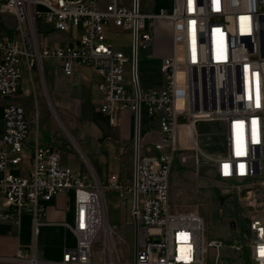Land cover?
I'll return each instance as SVG.
<instances>
[{
  "label": "built area",
  "instance_id": "built-area-1",
  "mask_svg": "<svg viewBox=\"0 0 264 264\" xmlns=\"http://www.w3.org/2000/svg\"><path fill=\"white\" fill-rule=\"evenodd\" d=\"M0 13L16 19L11 33L0 31V197L15 209L1 217L19 223L29 212L37 230L52 199L73 189L70 229L77 237L61 260H43L34 247H20L15 256L0 257V264H95L92 246L105 233L106 191L119 192L123 201L131 198L137 249L129 264H264V0H173L170 11L156 14L142 13L140 0H0ZM38 20L60 32H79L68 44L43 47ZM158 21L170 28L172 52L162 59L164 82L143 90L138 46L154 42ZM118 30L132 37L130 57L108 43V34ZM45 59L57 60L67 77L90 68L100 78L98 111L113 125L121 112L134 113L130 179L111 174L103 183L92 173L76 174L58 150L42 144L33 149L28 176L12 171L26 160L31 132L24 107L12 97L23 61L41 71ZM143 107L158 125L154 139L142 136ZM199 122L223 123L225 153L201 149ZM189 159L208 162L218 179L238 189L247 214L241 223L230 222V239L206 237L198 213L173 207L171 173L176 161Z\"/></svg>",
  "mask_w": 264,
  "mask_h": 264
},
{
  "label": "rangeland",
  "instance_id": "rangeland-1",
  "mask_svg": "<svg viewBox=\"0 0 264 264\" xmlns=\"http://www.w3.org/2000/svg\"><path fill=\"white\" fill-rule=\"evenodd\" d=\"M173 0H140L142 13H157L159 6H163L168 11L172 8ZM43 21L38 20L39 28L41 29ZM155 40L148 47L138 46V79L143 90L155 88L164 82V76L161 73V63L165 56H169L172 52V39L170 36V28L166 21H158L155 30ZM79 32L78 28H73L66 36L75 37ZM55 40L54 35L44 33L42 30L39 33V42L41 46L49 45ZM68 41H62V44H67ZM108 43L113 45L115 50L123 52L130 57L133 51L132 37L130 33L125 31H114L108 34ZM129 63L127 68H129ZM81 79L83 82L100 79L93 72L86 68L81 71ZM22 80V79H21ZM41 89V95L38 97L30 96V98L20 97L21 104L24 107L30 121H35V129L52 128L56 129L61 135L66 132L70 137L68 141L73 146V151H63L62 159L75 172L90 171L95 175L91 165L86 163L82 157V151L78 148L77 143L74 146L72 133L68 131L63 121L73 130V134L78 142L82 145L86 152L87 159L92 164L98 173L100 180L107 183V177L112 172L125 171V167L131 168L132 161L126 153L125 144L120 148V155L111 154L109 150L104 149L100 155H92L88 149L91 143V138L98 135V130L101 129L106 136L111 134L110 123L102 113H96L93 109L90 111V119L77 121L84 129L85 137L81 136L77 131H74L65 113L61 111L62 119L58 114V110L49 102L46 86ZM47 96V97H46ZM96 97V95H95ZM143 117L141 123L142 136L150 133V139L157 136L158 125L154 126L146 117V109L143 107ZM3 115V108L0 104V118ZM108 117V116H107ZM59 121H58V120ZM32 124V122H31ZM97 128V129H96ZM198 133V143L201 149L211 155L223 154L226 151L225 127L221 122H199L196 125ZM96 130V131H95ZM65 133V135H66ZM73 142H72V141ZM187 154H192V150H187ZM22 167H25L22 165ZM90 168V169H89ZM15 172V168H12ZM171 184V202L175 209L185 211L193 210L198 213L205 224V234L208 238L230 239L233 235L229 229L231 221L236 220L242 222L247 209L244 202L240 200L238 189L231 183L221 181L214 173L212 165L208 162H201L200 165L189 159L186 164L176 161L170 177ZM117 194V193H116ZM118 195V194H117ZM113 194H106L109 207L108 218L111 222L105 223V233L101 232L94 240L92 250L94 254L95 264H129L134 260V245L132 232L128 226L124 224L123 217L126 212L129 213L131 206L130 197L126 200L123 210H113L111 200ZM116 196V195H115ZM116 200H118L116 196ZM107 212V209H106ZM107 218V217H106ZM124 222V223H123ZM107 225V227H106ZM110 246H109V244Z\"/></svg>",
  "mask_w": 264,
  "mask_h": 264
},
{
  "label": "crops",
  "instance_id": "crops-1",
  "mask_svg": "<svg viewBox=\"0 0 264 264\" xmlns=\"http://www.w3.org/2000/svg\"><path fill=\"white\" fill-rule=\"evenodd\" d=\"M141 7V6H140ZM167 10L163 6H159L160 10ZM168 11V10H167ZM158 13V12H157ZM144 14H156L146 12ZM16 26V19L10 13H0V31L11 33ZM39 28V25H38ZM41 30L44 33H50L54 35L55 40L49 45L62 44V41H68L70 43L71 36H66L69 33H64L55 30L52 25L42 23L41 29L39 28V33ZM68 44V43H67ZM45 47V46H43ZM168 56V55H167ZM166 57V56H165ZM164 58V57H163ZM85 69V68H83ZM79 70L73 76L67 77L57 60L45 59L42 63V69L33 68L29 69L26 66V62L23 61L22 66V80L20 82L19 88L16 94L12 97V100L21 104L20 97L30 98V96L38 97L41 95V89L49 91L48 99L49 102H53L58 110V114L62 119V114L68 118L74 131H77L82 137H85L84 129L81 124L77 121H84L90 119V111L93 109L96 113L98 111V106L101 100V92L97 89L98 80H90L89 82H83L81 79V71ZM93 72L90 68H86ZM95 75V74H94ZM97 76V75H96ZM96 95V97H95ZM47 97V96H46ZM101 114V113H100ZM103 115V114H102ZM108 115L104 114V117L109 120L111 134L106 136L105 133L99 129L98 135H94L91 138V143L88 151L92 155H100L101 152L106 149L109 150L111 154L116 156L120 155V148L123 144L126 147V153L129 155V159L132 161V167H125V171L112 172V174H117L121 178L130 179L133 174V159H134V136H135V116L129 110L123 111L118 115L117 124L113 125L110 122ZM29 118V117H28ZM32 117L29 118V120ZM58 120V119H57ZM59 121V120H58ZM63 121V119H62ZM31 132L25 142L24 151L26 155V160L18 167L15 168V174L21 176H28L29 172L33 166V149L36 144L47 145L58 150L60 154L63 151H73L72 144L68 141L69 137L65 130H63L62 135L52 128H40L35 129V121H30ZM64 125L67 127L68 131L72 133L73 144L82 151V157L85 159L86 163L91 165L95 176L100 180L97 171L94 166L89 163L87 155L82 145L78 142L73 134V130L63 121ZM154 126V125H153ZM97 129V128H96ZM96 131V130H95ZM3 134V119L0 118V137ZM70 138V137H69ZM77 149V147H76ZM62 158V154H61ZM62 163L69 166L68 163ZM24 165L25 167H22ZM70 167V166H69ZM90 169V168H89ZM75 172V171H74ZM76 174H86L91 173L89 170L82 172H75ZM1 176V174H0ZM109 177V176H108ZM107 177V179H108ZM101 181V180H100ZM107 182V181H106ZM112 193L113 199L111 200V207L113 210L121 211L126 203L120 198V194L117 191H106L105 193V203H106V216L107 222H111L108 218V207L109 203L106 194ZM118 195H117V194ZM118 200H116V196ZM129 198V197H128ZM127 198V199H128ZM131 203V198L129 199ZM131 207L129 213L126 212V216L123 217V222L128 226L132 232L133 245H134V256H135V230L133 224V217L131 214ZM74 210H75V191L69 189L66 192L59 193L56 195L52 201L48 204L45 216L40 220V224L35 230V223L33 215L29 212L23 213L19 218V223H16L12 219H3L1 217L4 213L15 214V209L11 207H6L3 203L2 197H0V257H13L16 255L20 247L26 250H32L34 247L39 258L43 260H61L66 249L74 248L77 245V237L70 229V226L74 225ZM113 230V228H112ZM114 231V230H113Z\"/></svg>",
  "mask_w": 264,
  "mask_h": 264
},
{
  "label": "water",
  "instance_id": "water-1",
  "mask_svg": "<svg viewBox=\"0 0 264 264\" xmlns=\"http://www.w3.org/2000/svg\"><path fill=\"white\" fill-rule=\"evenodd\" d=\"M135 60H137V57H135ZM246 190H242L241 194L242 196H245ZM137 249V218H135V254Z\"/></svg>",
  "mask_w": 264,
  "mask_h": 264
},
{
  "label": "bare ground",
  "instance_id": "bare-ground-1",
  "mask_svg": "<svg viewBox=\"0 0 264 264\" xmlns=\"http://www.w3.org/2000/svg\"><path fill=\"white\" fill-rule=\"evenodd\" d=\"M106 220H107V218H106V215H105V218H104V231H105V223H106ZM106 227H107V225H106ZM108 244H109V242H108ZM109 246H110V244H109ZM111 264H115V263L112 262Z\"/></svg>",
  "mask_w": 264,
  "mask_h": 264
}]
</instances>
